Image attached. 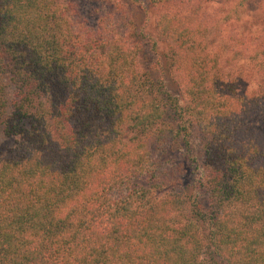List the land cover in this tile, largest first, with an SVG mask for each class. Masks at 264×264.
Listing matches in <instances>:
<instances>
[{
  "label": "trees",
  "instance_id": "16d2710c",
  "mask_svg": "<svg viewBox=\"0 0 264 264\" xmlns=\"http://www.w3.org/2000/svg\"><path fill=\"white\" fill-rule=\"evenodd\" d=\"M178 9L160 38L187 54L186 108L147 99L127 10L0 0V128L16 144L0 152V264H264V88L229 84ZM167 108L205 143L194 193L171 155L182 140L191 157L190 131Z\"/></svg>",
  "mask_w": 264,
  "mask_h": 264
},
{
  "label": "rangeland",
  "instance_id": "374dc122",
  "mask_svg": "<svg viewBox=\"0 0 264 264\" xmlns=\"http://www.w3.org/2000/svg\"><path fill=\"white\" fill-rule=\"evenodd\" d=\"M81 4L84 9L99 10L105 16L120 15L127 10L133 17L134 26L142 43L141 67L149 80L155 85L146 86L147 99L157 97L160 101L169 102L175 98L181 107L190 105L191 99L186 92L189 84L188 69L179 62L186 64L184 54L179 60L175 50L160 38V20L163 16L177 14L182 10L183 22L191 28L185 34L188 43L203 51L204 55L218 57L223 66L221 73L229 84H233L241 92L252 94L264 88V0H175L168 6H152L149 0H72ZM198 10L197 12H194ZM190 16L195 20L191 22ZM88 17L95 21L101 16ZM194 41V42H193ZM157 43V50L153 45ZM186 47V46H184ZM178 61L181 70L174 66ZM174 66V67H173ZM185 68V69H184ZM147 81L148 78L146 77ZM7 85L8 99H12V91ZM165 103V102H164ZM168 109V108H167ZM169 121L173 126L183 125L190 131L188 141L191 157L184 148L185 142L179 140L171 152L173 162L181 165L185 185L193 191L192 185L199 179L200 168L205 160L204 141L198 127L188 115L183 112L179 119L172 110L168 109ZM180 112V111H179ZM15 139L7 138L0 128V152L7 154L10 148L16 146ZM184 172V173H183ZM198 186V184H197ZM194 193V191H193ZM203 209H208L206 196H201ZM224 264V263H223Z\"/></svg>",
  "mask_w": 264,
  "mask_h": 264
}]
</instances>
